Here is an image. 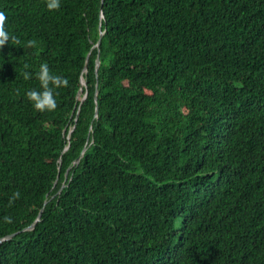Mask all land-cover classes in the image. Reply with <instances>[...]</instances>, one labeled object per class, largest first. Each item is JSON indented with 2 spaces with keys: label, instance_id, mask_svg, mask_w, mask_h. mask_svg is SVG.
Returning <instances> with one entry per match:
<instances>
[{
  "label": "trees",
  "instance_id": "1",
  "mask_svg": "<svg viewBox=\"0 0 264 264\" xmlns=\"http://www.w3.org/2000/svg\"><path fill=\"white\" fill-rule=\"evenodd\" d=\"M0 11V264H264V0ZM41 62L68 79L43 113Z\"/></svg>",
  "mask_w": 264,
  "mask_h": 264
},
{
  "label": "clouds",
  "instance_id": "2",
  "mask_svg": "<svg viewBox=\"0 0 264 264\" xmlns=\"http://www.w3.org/2000/svg\"><path fill=\"white\" fill-rule=\"evenodd\" d=\"M47 10H57L61 7V0H45ZM6 16L0 11V47L6 43L18 44L19 41L15 36H11L5 26ZM35 41H28V46H33ZM24 80H35L36 87H31L25 92V96L31 107L40 113L54 111L57 107V97L59 90L68 86V79L60 74L54 73L47 62H41L38 69L25 71L22 73ZM19 196V193H13L9 202ZM8 220V217H4Z\"/></svg>",
  "mask_w": 264,
  "mask_h": 264
},
{
  "label": "water",
  "instance_id": "3",
  "mask_svg": "<svg viewBox=\"0 0 264 264\" xmlns=\"http://www.w3.org/2000/svg\"><path fill=\"white\" fill-rule=\"evenodd\" d=\"M104 1H105V0H102V4L104 3ZM102 17H104V12H103V10L101 9V18H102ZM99 28H100V30H101V34H100V38H99V40H98V42H97V44H96L95 46H98V47H99V51H100L101 38H102V35L104 34V31L102 30V25H101V23H100V25H99ZM89 58H90V52H89L88 55H87V61H86V65H85V68H84V71H85V72L88 71V62H89ZM100 65H101V59H100V55H98V57H97V59H96V73H97V74H98V71H99ZM82 83H83V85H85V86L87 87V82H86V79H85L84 77L82 78ZM97 86H98V84H97ZM87 94H88V90H86L85 97L87 96ZM85 97H84V98H85ZM95 98H96V100H97V98H98V89H97V92H96V96H95ZM97 113H98V108H97ZM76 119H77V118H76ZM68 147H69V145L66 147V149H68ZM86 149H87V148H84L82 154H81V155L75 160V163H78V162L80 161V159H81L83 153L86 151ZM60 162H62V159H61V158H60ZM60 168H61V165L59 166V173H58V176H57V179H56V181H55L54 186L57 185L58 180H59V178H60ZM69 170H70V167H69V168L67 169V171H66V178H67V175H68ZM65 185H66V181H64V183L62 184L61 188L59 189V192L62 191V189L65 187ZM42 213H43V209L39 212L38 217H37L35 223H33L32 225H30L28 228H34V227H35V224H36L37 221L40 220ZM16 233H17V232L12 233V234H9V235H6L5 237L1 238V239H0V243L3 242L4 240H8V239L12 238Z\"/></svg>",
  "mask_w": 264,
  "mask_h": 264
}]
</instances>
